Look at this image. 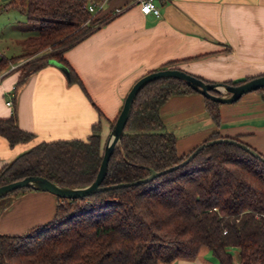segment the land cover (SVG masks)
I'll list each match as a JSON object with an SVG mask.
<instances>
[{"label": "trees", "instance_id": "trees-1", "mask_svg": "<svg viewBox=\"0 0 264 264\" xmlns=\"http://www.w3.org/2000/svg\"><path fill=\"white\" fill-rule=\"evenodd\" d=\"M89 5V0H8L0 6V10L24 13L29 32L21 54L0 57V75L26 59L16 68L20 71L17 89L56 61L68 68L70 82L79 84L90 98L65 57L111 18L101 11L91 14ZM176 64L171 61L152 71L178 68ZM262 75L224 83L239 85ZM253 92L264 101V87ZM193 93L199 92L174 78L153 81L139 91L102 186L133 182L148 177L152 170L176 166L199 146L180 154L176 135L167 129L160 113L172 96ZM204 100L208 114L219 125L222 103L205 96ZM0 135L11 146L34 137L20 128L16 113L0 118ZM221 138L230 137L215 132L203 143ZM104 146L100 122L92 126L87 140L41 142L0 168V186L42 176L60 186L85 187L98 176ZM29 190L34 189L21 188L5 197L10 200ZM204 247L218 264H264V162L236 144L206 145L186 165L147 183L78 199L58 197L49 221L19 234L0 233V264H153L192 260Z\"/></svg>", "mask_w": 264, "mask_h": 264}, {"label": "crops", "instance_id": "crops-1", "mask_svg": "<svg viewBox=\"0 0 264 264\" xmlns=\"http://www.w3.org/2000/svg\"><path fill=\"white\" fill-rule=\"evenodd\" d=\"M7 1L0 0V6ZM89 2L103 3L101 15L111 18L65 57L91 99L53 64L16 89L20 74L16 68L22 62L11 65L0 75V118L16 113L20 128L34 137L11 146L0 135V168L41 142L87 140L97 122L104 144L134 83L168 62L177 61L178 68L215 83L264 74V0H155L159 16L144 14L133 0ZM121 7L125 10L114 15ZM13 10L17 9L0 10V30L6 24L3 15L16 18ZM14 35L10 33V40ZM24 39L20 38L21 44ZM2 56L8 55L1 48ZM160 113L176 135L182 155L215 132L241 140L264 155V101L256 92L222 104L219 125L208 114L201 93L172 96ZM57 204L58 196L51 192H22L3 205L0 227L23 233L49 221ZM208 253L204 247L195 259L176 258L167 264H215Z\"/></svg>", "mask_w": 264, "mask_h": 264}, {"label": "water", "instance_id": "water-1", "mask_svg": "<svg viewBox=\"0 0 264 264\" xmlns=\"http://www.w3.org/2000/svg\"><path fill=\"white\" fill-rule=\"evenodd\" d=\"M51 64L60 68L62 72H64V74L69 79L68 68H66L65 66H63L62 64L56 61H52ZM168 78L179 79L183 81L185 84L191 86L197 92L201 93L203 96L210 98L214 101L220 102L222 104L236 102L243 95L256 91L261 87H264V75L255 77L239 85H227L224 82L209 83L180 68H166V69H161L158 71L149 72L145 74L144 76H142L141 78H139L134 83L131 90L129 91L124 101L123 107L117 117L116 123L114 124L113 129L111 130L109 137L106 140L101 167H100L98 176L93 183L85 187L69 188L65 186H60L59 184L52 182L51 180L45 177H42V176H27V177H23L21 179H18L8 184L0 186V198L5 197L21 188H31L34 190L48 191L62 198H77L78 199V198L86 197L90 194L96 193L98 191H103L107 189H115V188L124 187V186L140 185L142 183H147L149 181H152L155 178H158L159 176L167 172L173 171L175 169H178L179 167L186 165L206 145L221 143V142L236 144L237 146L250 152L253 156L261 159L264 162V157H262L260 153L251 149L246 144L238 140H235L233 138H221V139H215V140H211L209 142L200 144L197 148H195L191 152V154L184 161H182L176 166L170 167L166 170H162L159 172L152 170L151 174L148 177L142 178V179H139L133 182L102 186V182L108 173V166H109L110 158L112 154L114 153V151L116 150V148L120 146L122 136L125 131V126L130 117L133 102L137 94L139 93L141 89H143L149 83L159 80V79H168ZM214 91L218 92L219 94L213 93Z\"/></svg>", "mask_w": 264, "mask_h": 264}, {"label": "rangeland", "instance_id": "rangeland-1", "mask_svg": "<svg viewBox=\"0 0 264 264\" xmlns=\"http://www.w3.org/2000/svg\"><path fill=\"white\" fill-rule=\"evenodd\" d=\"M12 12H17L16 18H13L12 16H10V13L3 15V16H5L3 18H4V21L6 22V24H5V26H2V28L0 30V36H1L0 39L1 40L4 39L1 42V48H2V51H4L6 53V55H8V56H14V55L21 54L24 50V47H23V44L20 43V38L24 37V36L26 37L27 35H29V32H26L27 31V25H28L26 16L18 13L17 10L16 11L13 10ZM10 33H15V35L13 37H16V38H14V40H12V39L10 40V38H9ZM17 39H19V41ZM24 60H26V59H24ZM24 60L20 61V62H24ZM105 143H106V141L104 142L103 145H105ZM8 199H9V197L0 198V204L1 205L6 204L8 202ZM0 233L19 234L21 232L18 233V232H14L13 230H8V229L3 230V228L0 227ZM234 253L236 255L237 262H238L239 261L238 251L236 250V251H234ZM208 257H210L211 260H213L215 262V264H218V260L211 253H208L207 258ZM158 263L159 264H167V263H169V261H159V262L153 263V264H158Z\"/></svg>", "mask_w": 264, "mask_h": 264}, {"label": "built area", "instance_id": "built-area-1", "mask_svg": "<svg viewBox=\"0 0 264 264\" xmlns=\"http://www.w3.org/2000/svg\"><path fill=\"white\" fill-rule=\"evenodd\" d=\"M137 3L140 4L141 10L144 14L154 13L155 15H160V9L158 8L155 0H137ZM103 3L102 4H90L89 10L91 14H96L103 9ZM125 10V8H116L114 10V15L120 14ZM12 101L8 102V105H11Z\"/></svg>", "mask_w": 264, "mask_h": 264}]
</instances>
